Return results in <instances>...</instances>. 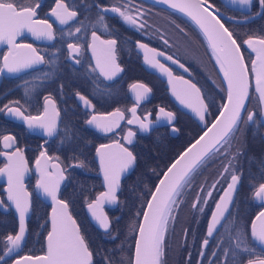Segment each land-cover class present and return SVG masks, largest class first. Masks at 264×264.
Listing matches in <instances>:
<instances>
[{
  "label": "snow or ice",
  "instance_id": "obj_1",
  "mask_svg": "<svg viewBox=\"0 0 264 264\" xmlns=\"http://www.w3.org/2000/svg\"><path fill=\"white\" fill-rule=\"evenodd\" d=\"M157 3L166 4L169 8L184 13L190 17L192 21L199 27L203 36L207 40L209 49L212 52V56L215 59L216 65L219 67L220 73L223 75V79L227 84V102L221 105L219 115L211 126L195 140L179 157L167 168V171L163 173V177L159 179V182L155 185V190H150V198L146 201V207H142L143 214L142 221H138V235L135 240V257L130 264H162V257L164 255V241L168 230L169 220H174L178 210L184 203V193L193 187L194 174L200 169L201 165L205 164L209 160H218L221 157L228 161L227 164H223V171L219 174L220 177L225 176L229 172L230 166L238 159V157L244 154L243 148L240 142L233 143L237 140V133L241 131L239 125L244 123L247 125L256 119V112H249L247 119L243 118V111L246 110L245 100L249 95V70L245 65L244 56L241 53V47L234 38L233 33L225 27L221 22L218 13L214 10V6L209 3V0H156ZM237 0H232V3H236ZM251 0H239L241 5L250 4ZM259 6L264 8V0H258ZM41 6L39 2L35 6H18L15 0H0V41L7 42L10 46L8 54L3 57V68L8 73H19L24 69L33 68L36 65L44 63V57L37 55V50L32 48L31 45H25L29 49L27 55L19 54L16 49L21 46H17L13 43L15 38L21 34L22 29H27L34 36L39 38H46L48 40L53 39L52 24L48 20H36L37 9ZM122 10L121 7L113 6L110 9L101 6V12L111 11L119 14L123 21L131 24H137V18H134L126 10ZM212 9V10H210ZM139 17L145 15L139 8L136 9ZM50 15L55 17L60 25H66L70 20L77 17V12L69 10V6L65 0H55V7L51 8ZM104 16H99V21H103ZM37 25H44V30H37ZM82 25V22H81ZM145 25L140 24L139 28H143ZM138 28V30H139ZM179 28V25H177ZM181 32L184 30L179 29ZM81 28L77 27L76 32H80ZM71 35V33H69ZM163 39L165 45H169L167 39ZM93 44L89 47L93 48L95 55V41L100 40V37L95 31L92 32ZM101 44L109 46L116 45L115 39L100 41ZM249 48L256 53V59L252 61L253 73L255 75L256 91L259 93V111L261 115H264V39L249 38L245 41ZM137 46L141 49H147L148 46L144 43L137 42ZM68 49L71 53H79L80 48L78 45L68 44ZM155 53V56L165 57L166 60L171 61L172 64H179V67L187 72L189 69L185 67L183 63H180L177 59H174L171 55H166L163 51H157L156 49H148ZM155 56L149 59L147 56L145 60L147 63L156 67L162 72L166 73L170 77V83L173 79L180 80L186 87L182 88L179 92L173 89V94L177 100L180 101L185 107L190 108L201 121L205 120V113L207 107L205 106L204 99L201 98V89L197 87L195 83H190L188 80L182 77H174L168 67H166L159 60L155 59ZM79 63V61H77ZM259 64V69L257 65ZM97 67L100 69L101 74L105 79H112L121 69L115 64L114 57L111 60L106 59L101 63L97 58ZM133 87H139L144 90V93H148L150 89L143 84L134 85ZM79 95V94H78ZM194 98V101H193ZM80 99L87 105L88 101L80 96ZM143 99V96L138 94L136 97L137 103ZM15 107L11 104H5L0 108V112L7 111L11 116L23 119L27 123L29 129L40 128L43 129V134L46 136H52L57 131V123L54 119L45 120L42 116L24 115L19 102H14ZM46 103H50V100L46 98ZM47 111V110H46ZM135 113V108L131 110ZM160 112L163 116L167 117L169 122L173 119L172 112H166L164 108H160ZM112 115L121 116L117 111ZM147 119V117H145ZM98 118L93 116L87 121V124H95L97 128H103L105 131H111V128L99 124ZM133 121L129 120L128 123ZM141 129H147L148 125L141 123ZM175 131V129H173ZM133 133H128V143H131V137ZM6 148L12 147L15 143V139L12 136H4ZM115 148L118 151H103L106 149ZM96 152L100 158L101 171L104 174V181L108 189L107 192L101 193L97 198L99 202L100 198H106L107 202L114 203L117 200L116 191L120 183L121 173L127 172L130 167L134 165L136 157L132 151H129L127 147H123L120 144L115 145H101L96 149ZM3 154V153H0ZM41 157L45 156L44 152L40 153ZM13 157H19L22 161L23 157L20 150L13 152L8 156L9 163L4 169H0V172H6L9 178V200L14 201L16 210L19 213V232L16 235H8L6 237L7 244L5 245L6 251L3 255H0V262L5 261V257L14 252L20 247L21 241L25 235V213L28 211L27 205L23 201V196L20 193L12 192V181L15 174H19V164L13 163ZM40 161L37 160L39 165ZM77 166H83L82 164ZM264 167V164L261 165ZM63 179V176L60 177ZM240 176L235 173V170L231 172V182L227 184V188L223 190V194L219 200L215 203V209L211 213V217L207 224V236L203 240V245L206 246L209 243L207 237H211L217 226L221 222V218L229 208V203L233 200V192L237 189ZM220 183L218 178L211 185H200V190L196 193L195 200L192 204L194 209L199 208L202 212L204 209L200 207L201 201L204 204L208 203V199L213 195V191ZM38 186L43 188L46 195L51 197L53 202L52 218H51V231L47 234V253L44 256L30 257L26 256L16 260L15 264H22V260H32L33 264H93V252L90 251L89 245L85 238L80 234L79 228L76 226V221L68 214V204L57 198L56 189L59 186V180L54 184L46 183L43 180L38 182ZM254 197L256 199L264 201V183H260L255 188ZM89 210L92 211V215L99 223L100 228L108 230L110 228V222L108 217L103 215H97L94 211V205L88 204ZM139 215V212L137 213ZM261 222V227L258 230L256 221ZM240 232L236 234V248L240 249L243 243L240 240ZM116 237H113L115 239ZM251 238L253 241L264 246V211H261L255 220L252 222ZM242 251L249 252L251 249L247 244L241 249ZM227 252V250H225ZM203 255V252L201 253ZM216 255L215 252L212 253ZM106 264H113L110 258H105ZM247 264H264V259L257 258L255 260L249 258Z\"/></svg>",
  "mask_w": 264,
  "mask_h": 264
},
{
  "label": "trees",
  "instance_id": "obj_2",
  "mask_svg": "<svg viewBox=\"0 0 264 264\" xmlns=\"http://www.w3.org/2000/svg\"><path fill=\"white\" fill-rule=\"evenodd\" d=\"M136 1L154 10L153 17L156 26H161L163 23L162 17H167L174 23L178 21L184 25L185 33L192 35L200 43L202 54L204 53L201 62L208 67L213 80H211L212 83L204 80V78L196 77L195 80V84L201 89V98L204 99L207 107L204 121L195 123L179 112L177 118H182L186 125L183 128L179 127L177 121V133L174 136L169 135L165 128H157L146 135L139 134L135 137V141L130 147V151L136 157L134 166L120 180L116 193L117 200L108 213L110 228L107 231L98 230L88 221L84 213V205L101 190L99 179L96 176V165L92 159V152L94 147L102 142L103 138L84 125L85 113L80 110L73 99V94L79 91L76 86H71L66 81H58L55 88L46 92V95L51 96L55 101L56 108L60 113V120L56 136L43 144V150L51 160L57 161L64 170L65 182L59 191V198L68 204L71 217L76 221L80 234L85 238L90 251L93 252V264H106V257L110 258L113 264H130L137 222L150 190H152L160 174L171 160L215 116L224 97L223 87L214 62L196 29L186 19L172 11L143 0ZM209 3L215 5L211 0ZM216 4H219V2H216ZM252 23L257 24L258 20H254ZM252 23H250L251 26H253ZM224 25L233 33L238 44L241 42L240 38L248 34L246 32V25L248 24L231 25L224 22ZM250 33L257 35V29H251ZM32 76L33 74L24 76L27 78L26 80L31 79L25 82L27 88L25 92L29 94L28 99H34V101H30V104L25 101L19 103L25 114L39 111L40 103L38 99L43 94L38 95L39 88L35 85V79ZM17 82V80L1 81L0 108L7 103V100H14L13 98L3 97V93L12 89ZM152 98L154 105L164 108L170 105L157 84L153 85ZM121 106L125 107V105ZM249 126L244 123L239 125L241 131L237 133V140L233 143L240 142L244 154L238 157L230 166L229 172L225 176L220 177L219 175L224 170L222 162L223 164L228 163L223 157L218 160L207 161L194 174L193 187L185 191L184 203L174 219V222L177 220L175 225L180 227L179 235L182 229H186L183 246L180 247L178 235L174 243L169 244L170 248L172 247L175 251L181 250L188 247L186 246L187 242L197 243L203 238L207 215L219 192L226 184L228 177L231 176V172L235 170V173L240 176L239 185L225 220L210 240L211 249L216 247V264H243L247 263L249 258L253 260L261 258L262 251L250 239L248 228L254 215L262 208V205L254 197V191L260 183H264V167L261 166L264 164V149L256 134L257 131L254 133L255 131L249 130L254 125ZM5 134L14 137L18 146H30L23 152V156L30 163L38 153V138L27 134L20 125L4 120L0 112V138ZM2 164L3 159L0 155V167ZM80 164L83 166H77ZM218 178L220 183L217 187L214 190L209 189L213 191V195L208 199V203L204 204L202 202L200 204V207L204 210L201 212L199 208L194 209L190 200L195 199L196 193L200 190V185L209 186ZM32 182L33 177L30 176L26 182V189L31 194V213L26 222L27 237L23 248V253L28 255L39 254L43 251V237L47 232L48 206L34 197L31 188ZM138 212L139 215H137ZM15 228L11 213L0 214V252L3 249L2 239L12 235ZM237 231L240 232V240L243 242L240 249L236 248ZM113 237L116 238L113 239ZM245 244L248 245L251 251L241 250ZM175 255L177 264H182L186 259L183 253H175ZM186 262L189 261L186 260Z\"/></svg>",
  "mask_w": 264,
  "mask_h": 264
},
{
  "label": "flooded vegetation",
  "instance_id": "obj_3",
  "mask_svg": "<svg viewBox=\"0 0 264 264\" xmlns=\"http://www.w3.org/2000/svg\"><path fill=\"white\" fill-rule=\"evenodd\" d=\"M212 1L215 4L213 6L217 11H219L221 14L229 18L236 19V20L252 17L254 15H257L258 12L260 11V13L255 18L245 23L238 24V23H232L228 21H222V23L227 22L231 25L248 24L246 25V29H247L246 32L248 34L240 38L241 42L239 44L241 47V53L244 56L245 65L249 70V81H248L249 82V95L246 98V102H245L246 110L243 111L242 115H243L244 120H246L249 112H253V111L256 112V119L253 122L248 123L247 126L254 125L251 127L249 126L250 127L249 130L253 132L255 131L254 133H256L257 131L256 134L258 135L260 142L264 149V143L262 140V136L264 135V126L261 123L264 117L263 115H261L259 111V104H260L259 93L251 85V81L255 79V75L252 71L253 70L252 60H253V57L256 55V53L253 52L251 48H249L248 45L245 43V41L248 40L249 38L264 39V8L260 7L259 9L258 0H251L250 4H247V5H241L239 3V0H237L236 3H232V5L224 3L223 0H211V2ZM15 2L18 6H27V5L35 6V4L39 2L41 6L37 9V16L34 17V19L48 20V22L52 24L53 39L48 40L46 38H39V41L35 42L28 37H21L15 41L14 43L15 45H31L32 48H35L37 50V55H41L44 57V63L40 64L34 69L23 72L13 77H1L0 83L2 80H6V81L17 80L18 81L12 89L7 90L5 93H3V97L14 99V100H7L6 104H11V106L15 107L16 104L14 102H17V101L19 103L21 101H25L26 103H29V104H30V101H34V99H28L29 94L25 92V90L27 89L25 87L26 85L25 82L30 81L31 79L26 80L27 78L24 77L26 75L28 76V75L33 74L32 77L35 79L34 83L39 88L38 95L40 96L43 93L38 99L40 103V109L36 113H31V114L24 113V115H31V116L38 115L42 110L43 101L46 98H48L49 100L53 102V105L55 107V110L58 112L59 120H60V113L58 109L56 108L55 101L53 100L51 96L46 95L47 94L46 92L51 91L53 88H55V85L57 84L56 82L66 81V83H68L69 85L76 86L79 89L77 93L73 94V99L75 103L77 104L76 99H75L76 96L78 97L83 96L91 106V111L89 112V111H85L81 109L77 104L80 110L85 113L84 125L88 117L93 116V115H102V114H107L110 112L119 111V113L123 117L122 121L118 124L117 128L111 131L110 133H108L107 135H100L92 130L93 132H95L96 134H98L99 136L103 138L102 142L97 144L96 146L105 144V143H110V142L121 143V137L123 135L124 130H126L127 128V126L124 124V121L129 117L128 111L130 107L134 105L132 97L129 95V91H128L129 87L132 85L143 84L145 87L150 89L148 96L143 101L139 102L136 105L135 113L140 119L144 115H148V119L152 120L155 114L156 108H164L162 106L153 104L154 102L152 98L153 85L157 84L158 88L160 89L161 93L164 95L168 104H170L167 108H164V109L167 112H172L173 119H174L172 125L160 126L157 128H165L169 135L174 136L177 133V128H176L177 121H178L179 127H182V128L185 127L186 124L183 121V119L177 118V114L179 113V111L172 105V103L167 98L165 89L163 87V82H161L154 75L148 73L147 71L143 69L141 65V56L136 51L137 42H141V43L146 44L148 46V49H156L157 51H163L166 55L173 56L174 59H177L180 63H183L185 67H187L189 70L185 72L184 69L179 67V64H172V62L166 60L165 57L163 58L155 57V59L159 60L166 67H168L170 71L172 72L173 76L182 77L183 79L188 80L190 83H196L195 81L197 79L196 77L202 78L201 73L198 72V69L192 64V58L187 59V56L183 57L180 54L181 44L188 43L189 47L192 48L193 50V54L200 61L202 57H204L203 56L204 53L202 54L203 51H201L200 43L196 39H194L192 35H187L185 33V28L182 23H179L178 21L177 23H174L169 18L162 17L163 23L161 24V26L158 27L154 24L155 22V19L153 17L154 10L151 7L138 3L136 0H65L66 4L69 6V10L76 11L78 15L73 20H70L68 24L60 25L59 22L55 19V17L50 15L51 8L55 7V0H15ZM216 2H219V4H216ZM101 6L109 8V9L113 6H116V7H121L122 10H125V6H127L126 10L129 12V14H131L134 18H137V24L136 25L128 24L123 21L122 17H120L119 14L113 13L111 11L101 12ZM137 8L143 11L145 15L142 17H139L138 13L136 12ZM100 15L104 16L103 21H99ZM254 20H258V23L257 24L252 23ZM81 22H82V25H81ZM250 23H252L253 26H251ZM140 24H144L145 26L143 28H139ZM177 25H179V28H177ZM77 27L81 28L80 32H76ZM180 28H182L184 31L181 32L179 30ZM254 28L257 29V35L250 33V30ZM37 29L44 30L45 26L37 25ZM163 29L167 33H162L161 30ZM93 31H95L97 35L100 37V40L95 41V55L93 53V48L89 47V45L93 44V40H92ZM69 33H71V35H69ZM161 37H163L164 39H167L169 41V45H165ZM110 39H115L117 41L116 45L112 46L111 49L109 48V46L100 43V41L110 40ZM69 43L79 46L80 51L78 54L73 52L70 55V52L68 49ZM5 52H6V48L0 49V66H1V58L5 54ZM92 56L96 58V61H97V58H99L101 63H103L106 59L111 60V58L114 57L115 64L119 66L121 71H119L112 79H104L97 72ZM153 57H154L153 54H150L148 56L149 59ZM77 61H79V63H77ZM256 67L257 69H259V64ZM97 97L99 98V100ZM89 99L95 102L93 103ZM121 105H125V107H122ZM2 114L3 112H1V117L3 118ZM3 119L7 120L5 118ZM12 123H15V122H12ZM15 124H18L22 127V125L19 123H15ZM58 125H59V121H58ZM58 125H57V130H58ZM171 127H172V130L175 129V131L173 130L172 133H170ZM157 128L151 129L148 133H150L152 130L157 129ZM23 130L27 134L36 136L38 138L37 139L38 140V144H37L38 153L35 155L33 160L30 163H28L26 160L27 158L23 156L24 150L26 148H29L30 146L28 145L18 146L16 142L14 143L13 148H7V149H2L1 144H0V153L10 154L13 149L15 150L19 149L23 157V160L25 161L28 168H30L34 160L39 155V153L41 151L44 152L43 144L46 141L53 139L56 136L57 131L53 138H41L38 135L28 133L24 128ZM131 130L133 131L134 141L137 135L139 134L144 135L143 133H138L134 128H132ZM148 133H145V135ZM4 136H11V135L5 134L2 137ZM6 143L8 142L5 141V144ZM133 143L129 147H127L129 151ZM3 154H0L1 158L3 159V164L1 165L0 169L6 165V161L3 157ZM49 161H55V160H51L49 158ZM62 172L64 174L63 169H62ZM96 173H97V168H96ZM30 176L33 177V182H32V185H33L36 177L32 175L31 173L29 174L28 178ZM99 184H100V181H99ZM32 185H31V188H32ZM3 186H4L3 184H0V192H1L0 193V205L6 211L0 210V214L11 213L12 215V211L10 210L9 205L7 203L6 193L3 191ZM100 192H98V194ZM98 194H96L95 196H97ZM29 195H30V210H31V194L29 193ZM58 197H59V194H58ZM94 197L87 204L84 205V213H85V206L88 205L94 199ZM258 203L262 205V208L264 207V203L262 202H258ZM113 206L103 207L105 216L108 217L109 210ZM262 208H260L259 211ZM208 215H207V218H208ZM12 218H13V215H12ZM207 218L205 221V226H206ZM46 222H47V218H46ZM15 226H16V223H15ZM205 226L203 229V238H201L197 243L187 242L186 246L188 247L182 248L181 250L175 251L172 247L170 248L169 244L171 240H172V244L175 241L174 236H173L174 239L171 238L170 242L165 240V243H164L165 250H164V255L162 257V264H177L175 260L176 259L175 253L185 254L186 259L185 261L182 262V264H216V255L213 256L212 253L215 252L217 254V250H216V247L214 249H211L212 244L210 243V240L214 237V235L216 234L218 230L211 237H207L209 240V243L208 245L204 246L203 240L206 237ZM185 232H186V229L184 228L182 229V232L179 235L180 247L183 246L182 244L184 241ZM14 233L12 234L13 236H14ZM6 237L2 239L1 245L3 249L0 252V255H3L4 251L6 250L5 248V245L7 244ZM26 237H27V229H26ZM25 241H26V238H25ZM25 241L20 251L12 255L10 258L5 259L6 264H9L13 259L18 258L20 256H32L33 257V256L43 254V251L35 255H28V254L23 253ZM42 247H43V243H42ZM261 251H262L261 259H264V251L263 250ZM202 252H203V255H201ZM186 260L189 262H186ZM2 263L3 262H0V264ZM243 264H246V263H243Z\"/></svg>",
  "mask_w": 264,
  "mask_h": 264
},
{
  "label": "water",
  "instance_id": "obj_4",
  "mask_svg": "<svg viewBox=\"0 0 264 264\" xmlns=\"http://www.w3.org/2000/svg\"><path fill=\"white\" fill-rule=\"evenodd\" d=\"M143 1H146L148 3H152V4H155V5L161 6V7L165 8V9H167L169 11H172V12L182 16L184 19H186L196 29V31L202 37L203 42H204V44H205V46H206V48H207V50H208L213 62H214L218 77H219L220 82H221L222 87H223L224 97H223V101H222L221 105L223 103H226L227 102V91H226L227 90V84H226V82L223 79L222 73H220V71H219V67L216 65L215 59L212 56V52H211V50L208 47L206 38L203 36L201 30L195 24V22L192 21L190 19V17L186 16L184 13H181V12H179L177 10L171 9L166 4L157 3L156 0H143ZM178 2H179V0H178ZM223 2L226 3V4L232 5V1H230V0H223ZM259 9H260V6H259ZM210 10H212V9H210ZM214 10L218 13L219 18H221V22L222 21H228V22L238 23V24L245 23V22L255 18L260 13V11H259L257 15H254L252 17H249V18H246V19H240V20L237 19L236 20V19H232V18H229V17L221 14L215 8H214ZM21 37H28L31 40L35 41V42L39 41V39L36 36H34L31 32H29L27 29H22L21 30V34L15 38L13 43H15V41L18 40ZM17 46H21V47H18L16 49V51H18L19 54L27 55L29 53V49H27L25 47H22V46H25V45H17ZM2 48H6V52H5L4 55L8 54L10 46H9V44L7 42L0 41V49H2ZM136 51L141 56V65H142L143 69L145 71H147L148 73L154 75L161 82H163V87L165 89V93H166L167 98L169 99V101L172 103V105L179 112H181L184 115L188 116L195 123H201L202 121L200 120V118L198 116H196V114L190 108H187L183 104H181L180 101L177 100L176 96L173 94V89L174 88H175L176 91L179 92L182 88H184L186 86L178 79H173L171 81V83H170L169 82L170 81V77L166 73L162 72V70H160V69H158L156 67H153L151 64L146 62L145 57L146 56L148 57L150 54H153L155 56L154 52L149 51L148 48L147 49H141L138 46L136 47ZM4 55L1 58V66H0V68H3V63H4L3 62V57H4ZM155 57L163 58L162 56H155ZM92 59H93V62H94V65H95V68H96L97 72L105 79V77L101 74L100 69L97 67L96 58L92 56ZM255 59H256V55L253 57V60H255ZM37 66H39V65H36V66H34L33 68H30V69H24V70L20 71L19 73H8L7 70L4 69L3 71H0V79H1V77H13V76L19 75V74H21L23 72H26V71H29L31 69H34ZM251 85L253 86V88L256 89L255 79L253 81H251ZM133 86L134 85L130 86L128 91H129V95L132 97L134 105L132 107H130V109L128 111L129 117L124 121V124L127 126V128L123 132V135L121 137V143H119V142H110V143H105V144H101V145L120 144L123 147H129L134 142L133 135H132V137L130 138L132 142L128 143V139H129L128 133L129 132L133 133V131L131 130L132 128H134L138 133L145 134V133H148L153 128H157V127H160V126H166V125H172L174 119H172V121L169 122L167 117L163 116V114L160 112V108H156L155 114H154L152 120L148 119V115H144L140 119L136 115V113H133L131 110L133 108L136 109V105L138 104L137 101H136L137 95L140 94V95L143 96V99L140 100V102H141L149 94V92L145 94L144 90L142 88L133 87ZM75 99H76V102H77L78 106L81 109H83L85 111H89V112L91 111V106H90L89 103L86 105L84 103V101L81 100L80 97H78V96H76ZM193 101H194V98H193ZM245 102H246V100H245ZM220 108H221V106H220ZM220 108H219V110H220ZM219 110L217 111L215 116L211 119V121L207 124V126H205L204 129L171 160V162L166 166V168L160 174V176L157 179L155 185L159 182V179L163 177V173L165 171H167V168L179 157V155L182 152H184L185 149H187L191 144H193L195 142V140L198 139L199 136L202 135L203 132L207 130L208 127L211 126L212 122H214L216 117L219 115ZM114 113H116V112H110V113H107V114L93 115V116H96L98 118L97 122L99 124H101L103 126H106V127H109V128H111V131H113V130H115L117 128L118 124L122 121L121 116L112 115ZM2 116H3V118H5L7 120H10L12 122L21 124L22 127L30 134L38 135L41 138H53L55 136L56 132L52 136H46V135L43 134V129H40V128L29 129L27 123H25L23 119L15 118V117L11 116L10 114H8L7 111H4ZM36 116H42L45 120L54 119L56 121L57 125H58L59 115H58V112L55 110V107H54L53 102L51 100H50V103H46V99L43 101L42 110ZM93 116L88 117V119L85 122V125L89 129L95 131L96 133H98L100 135H107L108 133L111 132V131H105V130H103V128H97L95 124H93V125L87 124V121L90 120ZM145 117H147V119H145ZM263 117H264V115H263ZM129 120H131L133 122L130 124V123H128ZM141 123L147 124L148 125L147 129H141V127H140ZM261 123L264 126V119L261 121ZM170 129H171L170 133H172L173 132L172 127ZM262 140H263V143H264V135L262 136ZM0 144H1V148L2 149H7L5 147V141L3 140V137L0 139ZM101 145L96 146L94 148V150H93V153H92V158H93V161L96 164V168H97V173L96 174H97V176L99 178L100 186H101V189H102L101 192L97 196H95L94 199L90 202V203H92L94 205V211L96 212L97 215H100L101 213L103 215H105V213L103 211V207H111L114 204V203L107 202V199L106 198H102V197L100 198L99 202L97 201V198L100 197L101 193H104V192L108 191V189L106 187V184H105V181H104V174L101 171V167H100V158H99V156H98V154L96 152V149L98 147H100ZM13 146H14V144L10 148H13ZM16 151L17 150L13 149L10 154L9 153H4L3 154V157H4L5 161H6V165L9 163L8 156L11 155L13 152H16ZM103 151H113V152H115V151H118V149L110 148V149H106V150H103ZM41 152H43V151H41ZM40 153L37 156V158L34 160V162L32 163L30 168H28V166L26 165L24 160L21 161L19 159V157H13L14 165L15 164H19V174H15L13 176V181H12V185H11L12 192L14 194L15 193H20L23 196V201L27 205L28 211L25 213V221H24V223H25V235H24V239L21 241L20 247L17 248L14 252L10 253L8 256H6L5 259L10 258L12 255H14L18 251H20L22 246H23V244H24L25 238H26V222H27V220H28V218L30 216V211H31L30 210V195H29V193H28V191L26 189V180H27V178H28L30 173L36 177V179H35V181H34V183L32 185L33 194L35 195V197L40 202H42L44 204H47L48 207H49L48 208V213H47V232H46V234H45V236L43 238V254H40V255H37V256H33V258L38 257V256H44L47 253V234H48L49 231H51V227H52L51 218H52L53 202L51 200V197L45 194L43 188L38 186V182L43 180L46 183L54 184L57 180H59V186L56 189L57 198L59 199L58 194H59V191H60V189H61V187H62V185H63V183L65 181V176H64V174L62 172V169H61L60 165L56 161H49V158L47 157L46 154H45V156L41 157ZM37 160L40 161L39 165L37 164ZM5 166H3L1 169H4ZM132 168H133V166L130 167L127 172L121 173V178L126 176L131 171ZM61 176H63V179H60ZM229 182H231V176L228 178L226 184L224 185V187L222 188V190L220 191V193L216 197V200H215V202H214V204H213V206H212V208H211V210L209 212V215H208V218H207V222H206V226H205V235L206 236H207V224H208L209 219L211 217L212 211L215 209V203L219 200L220 196L223 194V190L227 188V184ZM0 184L4 185L3 186V191L6 193L7 203L9 205L10 210L12 211V215H13V218H14L15 223H16V230H15V233H14V235H16L19 232V225H20L19 213L16 210V205H15L14 201L8 199V197H9V178H8V175H7L6 172H0ZM155 185L153 186L152 191L155 190ZM237 188H238V186H237ZM117 190H118V188H117ZM236 190L233 192V199H234V195H235ZM149 198H150V194H149L147 199H149ZM232 202H233V200L229 203V208L225 212L224 216L221 218V222L217 226V229L214 231V233L218 230V228L221 226V224L225 220V218H226V216H227V214H228V212L230 210V207L232 205ZM258 202L264 203V201L259 200V199H258ZM144 207H146V202L144 204ZM0 210L6 211L5 209H3L1 207V205H0ZM261 211H264V207L254 215L253 219L250 222V225H249V228H248V233H249V237H250L251 240H252V238H251L252 222H253V220L256 219V217L258 216V214ZM85 213H86V216H87L88 220L96 228H98V229H100L102 231H105L104 229L100 228L99 223L93 217L92 211L89 210L88 205L85 206ZM68 214H69V212H68ZM142 219H143V214L141 212L139 221H142ZM256 226H257V229L259 230L260 227L262 226L261 222L257 220L256 221ZM137 235H138V225H137L136 230H135L133 244H132L131 261L135 257V240H136ZM253 243L255 244V246L257 248H259V249L264 251V246L260 245L259 243L255 242V241H253ZM23 257H26V256H20L18 258H15L9 264H15L16 260L21 259ZM30 257H32V256H30ZM22 264H33V261L32 260H22Z\"/></svg>",
  "mask_w": 264,
  "mask_h": 264
},
{
  "label": "rangeland",
  "instance_id": "obj_5",
  "mask_svg": "<svg viewBox=\"0 0 264 264\" xmlns=\"http://www.w3.org/2000/svg\"><path fill=\"white\" fill-rule=\"evenodd\" d=\"M162 33H167L164 29L161 30ZM180 54L184 57L187 56V59L192 58V64L198 69V72L201 73L202 78H204V80L208 81L209 83H212L211 80H213L212 76L210 75L209 71H208V67L202 64V62L196 58V56L193 54V50L192 48L189 47L188 43H182L181 44V48H180ZM214 85V84H213ZM195 200V199H194ZM194 200H190L191 201V205L193 204ZM203 201H201L202 203ZM177 218V217H176ZM179 221V219H178ZM177 224V220L176 222H174V220H169L168 222V230L166 233V237L165 240H167L168 242H170V239H174L173 236L176 238L178 237V231L180 230V227ZM182 232V231H181ZM165 242V241H164ZM172 243V240L170 242V244Z\"/></svg>",
  "mask_w": 264,
  "mask_h": 264
}]
</instances>
